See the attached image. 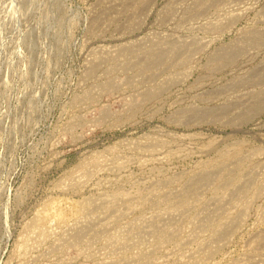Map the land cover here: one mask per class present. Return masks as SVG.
Listing matches in <instances>:
<instances>
[{
	"label": "rangeland",
	"instance_id": "rangeland-1",
	"mask_svg": "<svg viewBox=\"0 0 264 264\" xmlns=\"http://www.w3.org/2000/svg\"><path fill=\"white\" fill-rule=\"evenodd\" d=\"M0 264H264V0H0Z\"/></svg>",
	"mask_w": 264,
	"mask_h": 264
},
{
	"label": "bare ground",
	"instance_id": "bare-ground-1",
	"mask_svg": "<svg viewBox=\"0 0 264 264\" xmlns=\"http://www.w3.org/2000/svg\"><path fill=\"white\" fill-rule=\"evenodd\" d=\"M208 178H209V176H208ZM207 179V178H206ZM227 226V225H226ZM231 226V225H230ZM229 227V226H228Z\"/></svg>",
	"mask_w": 264,
	"mask_h": 264
}]
</instances>
